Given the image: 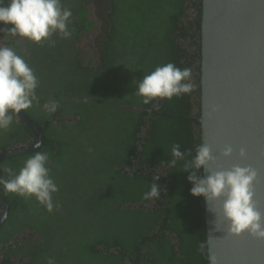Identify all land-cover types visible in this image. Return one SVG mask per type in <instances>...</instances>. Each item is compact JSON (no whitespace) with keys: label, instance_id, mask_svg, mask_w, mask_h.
<instances>
[{"label":"trees","instance_id":"trees-1","mask_svg":"<svg viewBox=\"0 0 264 264\" xmlns=\"http://www.w3.org/2000/svg\"><path fill=\"white\" fill-rule=\"evenodd\" d=\"M60 2L78 17L74 29L69 28L72 42H75L80 29L88 30L92 25L86 17L88 10L84 8L83 0ZM106 5L111 7L107 16L111 30L98 42L102 54L96 67L79 64L73 45L74 60L69 64L65 62L55 74L47 72L49 57L64 61L62 49L66 50L69 39L59 36L56 42L59 45L52 48V56L42 48L45 66L38 72L43 78L53 79L48 91L54 94L42 91L38 94L42 95L44 103L58 102L59 108L51 115L42 111L38 119L27 110L25 113L44 130L48 167L50 172L56 167L63 170L66 185H57L61 193L53 194V202L54 205L58 203L59 209L54 207L52 212L35 199L26 200L6 193L0 186V199L7 205V215L0 226V255L7 263L17 257L22 261V257L28 258L29 262L23 264H47L48 258H54L56 264H208L203 198L190 195L192 185L187 177L192 170L184 171L185 162L195 156L200 146L201 0H109ZM102 11L106 13V10ZM2 37L10 38L6 32L1 33ZM180 37L188 38L194 44L195 50L187 55L192 66L188 62L182 63L186 57L182 53L186 50L182 49ZM26 45L28 49L32 48ZM41 47L47 46L41 44L36 50ZM121 56L129 68L132 67V77L138 71L139 80L157 66L169 62L181 69L190 68L192 77L196 78L192 82L194 89L190 94L170 101L160 100L158 108L153 107L154 101L145 105L142 98L133 96L132 92L121 93L123 89L116 83L114 69L102 76V72L119 64L114 65V58L120 62ZM98 72H101L100 80L107 79L106 87L101 91L95 89ZM119 105L144 110L120 108ZM193 107L198 109V114L190 113ZM71 117L78 120L72 123ZM19 122L16 125L20 127V133L13 141L16 145L25 143L30 136L28 129L22 131L24 127ZM92 124V134L97 127H104V135L93 136V139L89 135L90 141L100 145L101 156L98 160V156L94 157L97 164L90 177L86 171L94 164H86L79 156V150H90L82 142L78 145L79 150L74 149L70 137L73 128H85L86 125L89 128ZM108 125V131L112 133L107 136ZM124 126L128 130L114 136L119 134L115 131ZM10 145L0 141L1 151L8 150ZM173 145H179L186 153L185 160L177 161L175 165H171ZM32 154L5 158L4 166L18 173ZM113 160L118 161V167ZM166 166H170L168 176L161 178L159 174L157 180L155 170ZM146 168L151 169L146 171ZM6 172L3 171V175ZM197 175L202 176V170ZM79 176L84 179L83 183L73 184ZM163 180L167 183L165 186L159 183ZM154 182L159 185L160 196L153 200L143 199ZM76 202L85 208L87 219L78 217L73 211ZM28 229L35 230L40 239L35 244L28 242L23 246L17 234ZM25 247L29 255L23 254Z\"/></svg>","mask_w":264,"mask_h":264},{"label":"clouds","instance_id":"clouds-1","mask_svg":"<svg viewBox=\"0 0 264 264\" xmlns=\"http://www.w3.org/2000/svg\"><path fill=\"white\" fill-rule=\"evenodd\" d=\"M71 17V9L62 7L60 0H0V25L11 26L0 27V31L37 45L49 41L53 35L70 39L72 32L68 26ZM191 76L190 68L181 69L169 62L144 75L136 84L135 94L142 98L143 104L148 105L154 101L153 107L158 108L160 100L170 101L174 97L190 94L194 89ZM38 86V79L24 57L10 47L0 46V132L10 130L13 117L34 105L40 106L48 115L57 111L59 104L54 100L40 105L36 92ZM190 113L196 115L198 109L193 107ZM33 147L39 151H34L25 160L18 173L6 169L10 178L0 177V186L6 193L26 200L35 199L48 212H52L54 207H58L54 205L53 194L59 188L50 175L49 154L40 150L39 142ZM171 155V165H175L177 161L185 160L186 153L181 151L179 145H173ZM232 155L233 148L226 146L222 156L227 159ZM246 155V150L241 148L240 159H245ZM213 162L212 150L204 144L197 147L196 154L190 161L185 162L184 171L192 170L187 177L192 185L190 195L205 201L222 200L221 212L229 234L238 237L247 233L254 239L264 240V214L257 209L254 202L256 170L250 166L235 165L229 170L212 171L209 165ZM201 170L207 172V175L198 176L197 172ZM156 179L159 180V176ZM159 196V185L154 182L143 199L153 200ZM207 259L208 264H217L216 257L208 256ZM47 264H56V261L48 258Z\"/></svg>","mask_w":264,"mask_h":264},{"label":"water","instance_id":"water-1","mask_svg":"<svg viewBox=\"0 0 264 264\" xmlns=\"http://www.w3.org/2000/svg\"><path fill=\"white\" fill-rule=\"evenodd\" d=\"M199 34L200 145L212 150V171L235 165L256 170L254 202L264 214V0H201ZM21 116L41 138L37 126ZM226 146L233 148L227 159L222 156ZM241 148L245 159L239 157ZM28 149L14 147L0 159ZM203 202L207 255L217 264H264V240L229 234L222 200ZM0 207L1 223L6 203L0 200Z\"/></svg>","mask_w":264,"mask_h":264},{"label":"flooded vegetation","instance_id":"flooded-vegetation-1","mask_svg":"<svg viewBox=\"0 0 264 264\" xmlns=\"http://www.w3.org/2000/svg\"><path fill=\"white\" fill-rule=\"evenodd\" d=\"M106 2L109 3V0H83V6L85 9L88 10V16L86 15L87 19L89 22L92 23L91 26L88 27V30L81 28L80 31L78 32L77 35V39L75 40V42H72V38L69 39V41H67L66 44V50L65 48L62 49V51L65 52V57H64V61L61 62V58L58 61L53 60L52 64H48L47 65V72H51V73H57L56 69L61 68L62 66H64V63L66 62V64H69V62L72 61V59L74 60V51L72 50V46L74 45L76 50H77V55H75V57L77 58V61H79V64L83 65V66H91L92 67H96L100 62H101V57L100 55L102 54V52H100V44L98 42H100V40L103 38L104 34H106V36L110 33L111 30V24L107 22V16H109V14L111 13V7H108L106 5ZM102 10H106V13H104ZM189 11H187L186 13L188 14ZM109 19V17H108ZM78 17L77 16H73L71 17V22L69 24V28L70 29H74L75 27V23H77ZM7 27V26H4ZM69 29V30H70ZM2 32H0L1 35ZM178 33V32H177ZM181 40V45H182V49H185L186 52H183L182 55H186V57L184 59H182V63L188 62L189 66H192V63L190 61V57L187 56L188 54L192 53L195 50L194 44H191V42L189 41V39L187 38H183L180 37ZM7 44H10V46H8ZM26 44H29L32 48L28 49V46ZM0 46H7L12 48L18 55H21L24 57V59L26 60V62L28 63L29 67H31L38 79L39 82V86L36 90L37 92V96L39 97L40 100V105L44 104V99L42 98V95L38 94V91H42L44 93L48 92L49 95L54 94L50 91H48V89L50 88L51 83L53 82V79L51 78H43V76L41 74H39V70L42 69L45 65L43 63V56H44V52L42 48H39V50H36V48L39 46L37 44H34L28 40L16 37H10L9 39H4L3 37L0 38ZM60 49V47L58 48ZM61 50V49H60ZM84 57L90 58V59H86ZM53 58V57H52ZM48 61V60H47ZM92 61V62H91ZM117 63H119L115 68L109 69L107 72H102V76L105 73H108L109 71H113L115 72V76L114 78L116 79V83L118 84L119 89H123L121 91V93H123L125 90L132 92L133 96H137L135 94L136 92V84L139 81L140 76L138 75V71H136L135 76L133 73V77L131 76L130 72H133L132 67L129 68V64H127L126 62L123 61V56H121V61L118 62L116 60V58H114V65H116ZM187 64V65H188ZM200 64V61H199ZM195 66V65H194ZM193 66V67H194ZM200 67V65H199ZM145 69V68H144ZM72 73V72H71ZM195 74V73H194ZM72 75H74L72 73ZM98 78L96 79L97 82L95 83V89L101 91L103 89H105L106 84L105 81L107 79H101V72L97 73ZM123 76V80L122 77ZM195 76L193 75V77L191 76V83L194 81ZM100 83V84H99ZM127 83H130L127 87H125V85ZM99 84V85H98ZM120 92V91H119ZM67 95V94H65ZM77 100L78 97H76ZM120 108H127V109H131V110H136L134 107L128 106V105H119ZM141 109V108H140ZM143 110V109H141ZM34 118L38 119V117L42 114V108L40 106H35L29 110H27ZM22 114L29 120V122L35 124V122L33 120H31L27 114L25 113V110L21 111ZM21 112L19 114H16L13 119L15 120V122H13L12 127L10 128V130H8L7 132H0V141H5L7 143H9L10 146L7 147L8 150L5 151H1L0 149V154H3L6 151L11 150L12 148H29L28 151L23 154H29V153H34V151H39V149H34V144L36 142H39L41 144V149L40 150H47L45 149V133L44 130L41 129V127H39L38 125L37 128L39 129V131L41 132V138L34 132V130L29 126V124L26 122V120L24 119L23 116H21ZM72 123L77 121L78 119H74L72 120V117L70 118ZM66 120V119H65ZM19 121H21V125H23L24 128H21L22 131H25L26 129H28L30 131V136L29 138H27V141L25 143L20 142L18 145L14 144L13 141L14 139H16L20 133V127L18 125H16V123H20ZM62 123H66V122H60V124ZM90 123H94V122H90ZM22 127V126H21ZM92 127L93 124L88 128L87 125L86 127H77V128H73L72 131L74 132L73 135L70 137V141L71 143H74V149H78V145L80 144V142H82L90 151L85 150H79V156L81 159H85L86 164H94V165H90V167H92V169L90 171H86L87 174L91 177V173L92 171L95 170V166L96 164L94 162V157H97L100 159L101 156H99V148L100 145L97 143H93L92 141H90L89 139V135H92L91 138L93 139V136L98 137L100 135H104V132H102V130L104 129V127H97L96 130H94V133L92 134ZM19 128V129H18ZM108 128V129H107ZM106 128V133L105 135H109L110 131H108L110 129V126L108 125ZM70 130V128L68 129V131ZM123 130H128L126 129V127L124 126V129H120L119 131H115V133L119 134H114V136H119ZM65 131V132H68ZM114 133V132H113ZM144 133V131H143ZM143 133L141 136H143ZM137 148H140V143H137ZM21 154V155H23ZM15 156V154H14ZM14 156H5V158L8 157H14ZM114 156V155H112ZM5 158H1L0 162H2V166L0 167V177H3L4 179H9V173L5 171V169L7 167L4 166V159ZM114 161V160H113ZM114 165H116L118 167V161H114L113 162ZM116 167V168H117ZM134 167V166H133ZM170 166H166V167H161L155 170L154 175L158 176L160 174L161 178H166L168 176V170H169ZM147 169H151V168H146L145 170L147 171ZM3 171H5L6 173L3 175ZM123 172V169H122ZM52 179L56 182L57 185L62 186L66 184V176L63 174V170H59L58 167H56L55 171L51 170L50 172ZM61 175L62 177H64V182L59 183L57 181V176ZM83 178H81L80 176L78 178H76V183H73L75 185H80L83 183ZM167 181V179L165 180ZM164 180L160 181L159 183L163 184L164 186L167 184ZM163 182V183H162ZM1 200V199H0ZM2 201V200H1ZM7 206V205H6ZM0 216H1V207H0ZM5 221V220H4ZM2 221L0 223V226L2 225V223L4 222ZM18 237L20 238L19 241H21V244L27 245V243H33L35 244L37 240H39L40 238L38 237L39 235L36 233L35 230L33 229H28V230H23L20 233L17 234ZM177 243V240H174V244ZM27 247H25L22 252L24 255H29L28 252H26ZM29 250V249H28ZM23 258V261L21 260V257H17L15 260L7 263L5 260L2 259L1 255H0V264H23L24 262H29L28 258Z\"/></svg>","mask_w":264,"mask_h":264},{"label":"rangeland","instance_id":"rangeland-1","mask_svg":"<svg viewBox=\"0 0 264 264\" xmlns=\"http://www.w3.org/2000/svg\"><path fill=\"white\" fill-rule=\"evenodd\" d=\"M58 39H59V36H58V35H53V36L50 38L49 41L41 43V44H44V45L47 46V47H41V48L47 49V50H48V53L52 56V55H53V50H52V48H54V47L57 48V46L59 45V44H56V42H57ZM41 44H39V45H41ZM52 62H53V58H52V57H49V58H48V63L51 65ZM113 72H114V71H113ZM114 73H115V72H114ZM56 79H57V78H56ZM64 180H65L64 177H62L61 175L57 176V181H58L59 183L64 182ZM69 183H70V180H69V182H67V184H69ZM65 185H66V184H65ZM57 193H61V191H58ZM57 193H56V194H57ZM53 201H54V200H53ZM68 202H69V200H68ZM57 205H58V203H57ZM42 207H43V206H42ZM43 208H44V207H43ZM56 209H59V207H56ZM84 209H85V208L82 207L81 203L76 202V205H75V208L73 209V211L76 212V214H77L78 217H82V218L87 219V218H88V214H87V212H85Z\"/></svg>","mask_w":264,"mask_h":264}]
</instances>
